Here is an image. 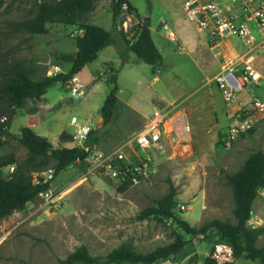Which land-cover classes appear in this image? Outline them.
<instances>
[{"label":"rangeland","instance_id":"rangeland-1","mask_svg":"<svg viewBox=\"0 0 264 264\" xmlns=\"http://www.w3.org/2000/svg\"><path fill=\"white\" fill-rule=\"evenodd\" d=\"M128 1L135 12L129 16L124 10L118 20L120 27L132 40L138 24L147 20L162 56L161 66H148L132 54L122 63L114 47H106L77 74L86 90L83 97L71 96L66 84H55L40 98L25 101L10 118L7 132L18 136L22 127H28L26 116L33 115L38 124L28 128L58 147L59 137L55 135L59 129L73 130L71 116L80 123L92 118L93 127L96 125L113 86L107 81L115 76L118 92L112 120L106 128H101L100 122L96 129L103 148H118L142 132L155 109L168 116L184 110L192 123L191 138L187 143L176 138L167 140L165 150L151 160L152 174L126 188L84 167H68L52 182L54 193L61 198L59 209H50L37 197L23 210L0 221V264H66L67 256L80 247H85L92 257L106 256L123 245L146 254L171 243L176 236L187 244L159 264H202L211 256L212 240L191 238L172 220L138 219L142 210L169 193L170 186L176 194L174 213L191 227L198 228L211 220L234 223L232 192L225 175L238 171L252 154L264 153V123L226 145L224 134L235 106L223 102L215 83L223 57L217 56L220 49H212L210 41L205 42L207 37L187 22L181 7L183 0ZM34 4L38 3L0 1V54L6 66L15 64L34 80H40L56 73L54 67L59 68L58 73L68 71V64L55 62L54 55L74 52V40L80 31L78 24H48L47 33L42 35L13 31L14 22L34 15ZM173 14L178 15L172 18ZM81 21L109 31V1H93L91 12ZM176 29L194 37L195 46L184 43ZM231 43L228 54L249 62L261 74L260 84L250 92L264 97V44L259 41L249 49L239 41ZM2 137L5 142L0 144V158L13 156L23 161L25 149ZM62 145L74 147L72 142ZM2 175L7 177L10 171ZM180 205L185 209L181 210ZM251 210L258 224L255 229L260 230L256 245L264 247V197L258 194ZM228 264L260 263L241 257Z\"/></svg>","mask_w":264,"mask_h":264},{"label":"trees","instance_id":"trees-1","mask_svg":"<svg viewBox=\"0 0 264 264\" xmlns=\"http://www.w3.org/2000/svg\"><path fill=\"white\" fill-rule=\"evenodd\" d=\"M93 1H109L111 16L109 31L81 21L91 12ZM34 5V15L14 22L12 30L42 35L47 33L48 24L64 26L78 24L80 34L74 40L75 51L54 55L55 62L70 65L66 73L60 72L40 80H34L19 70L15 64L6 66L4 55L0 54V117L7 116L10 121L15 111L21 108L25 101L40 98L55 84L64 85L73 75H77L86 65L92 63L106 47H114L122 63H126L129 55L132 54L139 62L148 66L160 67L162 64V56L152 40L150 24L147 20L138 24L137 34L132 40L127 39L120 27L118 20L124 11L123 8L125 7V13L129 16L135 12L128 0H47ZM107 84L113 86L100 108L101 128H106L110 124L117 104L118 88L115 76H112ZM9 121L5 127L0 125V137L5 136L16 141L25 149L26 157L21 162L13 156L7 159L0 158V167L15 165L14 172L9 176L0 175V221L13 212L23 210L45 190L46 186L31 184L32 172L47 170L50 163L53 164L51 169H54V177L72 165L86 169L85 154L75 147L62 145L71 142L70 134L62 133L59 136L60 145L55 147L28 127H22L18 136L11 135L7 132ZM96 131L91 132V141L98 142ZM4 142L5 140L0 141V144ZM225 179L232 192L234 223L211 220L198 228L191 227L187 222L179 219L173 211L176 206V194L172 186L165 197L155 201L154 206L142 210L138 219L154 217L172 220L191 238L202 236L214 243L226 242L232 248L234 260L244 257L246 260L264 264V247L256 245L260 230L252 229L247 225L254 200L259 190L264 188V153L252 154L238 171L226 174ZM123 185V188L129 186V184ZM186 244L187 242L181 237L176 236L171 243L146 254L138 253L123 245L103 257H92L85 247H80L67 256L65 263L159 264L174 256ZM202 264H215V262L208 256Z\"/></svg>","mask_w":264,"mask_h":264},{"label":"built area","instance_id":"built-area-1","mask_svg":"<svg viewBox=\"0 0 264 264\" xmlns=\"http://www.w3.org/2000/svg\"><path fill=\"white\" fill-rule=\"evenodd\" d=\"M31 1L41 3L47 0ZM181 7L187 22L204 33L213 47H219L230 39H236L249 49L255 47L259 41L264 44V0H183ZM163 28L167 29V26L164 25ZM239 60L223 59L220 72L215 77L223 102L235 106L231 124L227 126L224 134L226 145L252 131L259 123H264V97L250 92L260 84L261 74L249 62ZM53 69L56 73L50 76L59 72L58 67ZM65 84L71 96L85 95V87L77 75H73ZM8 121L7 116L0 117V125L5 127ZM93 123L92 118L80 123L75 116H71V142L85 154L87 172L120 184L135 185L146 180L152 174L151 160L154 154L165 150L167 140L176 138L179 142L187 143L192 134V123L184 110L168 116L165 111L155 109L147 118L142 132L120 147L111 149L91 141ZM4 140V137H0V141ZM128 152L132 156H127ZM5 171L12 174L14 166L0 167V175ZM30 176L33 186H46L39 194L44 204L52 210L59 209L61 198L52 189L54 169L32 172ZM258 194L264 197V188ZM179 208L185 209L183 205ZM256 223L251 210L247 225L255 229L258 225ZM210 257L215 264H228L232 260L233 251L226 242H216Z\"/></svg>","mask_w":264,"mask_h":264},{"label":"crops","instance_id":"crops-1","mask_svg":"<svg viewBox=\"0 0 264 264\" xmlns=\"http://www.w3.org/2000/svg\"><path fill=\"white\" fill-rule=\"evenodd\" d=\"M178 14H173L172 15V18H174L175 16H177ZM176 18V17H175ZM177 30V34L179 36V38L184 42V43H187L188 45L190 46H195V43H196V40L194 39V37H191L188 35V33H186L184 30H179V29H176ZM150 31L152 32V29L150 27ZM203 34L204 37H206V35L204 33H201ZM207 39V38H206ZM232 41H237L235 39H232L230 41H227V42H224L223 44H221L219 47H213L212 46V49H220L219 52L217 53V56L218 55H222V60L220 62V65H219V69H221V66L223 64V59H227V60H230V61H237L236 58H232L229 54H228V50H230V48L232 47ZM205 42H209V40H205ZM211 43V42H210ZM212 44V43H211ZM68 66L70 67V65L68 64ZM220 71V70H219ZM79 74V73H78ZM29 120H30V123H29ZM101 122V116L98 117L97 121H96V125L93 127L94 130L97 129L98 125L100 124ZM37 122L35 121V117H33V115H28L26 116V125L28 127H33V126H37ZM72 131H66V129H59V131L56 133V137H59L62 133H71ZM43 137V136H41ZM69 142H66L64 144H68ZM252 207H254V203L252 205ZM258 208L257 206H255V209Z\"/></svg>","mask_w":264,"mask_h":264}]
</instances>
